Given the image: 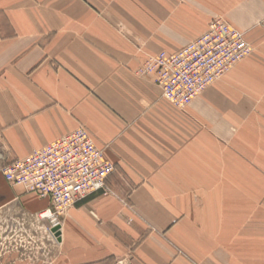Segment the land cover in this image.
<instances>
[{
  "label": "crops",
  "instance_id": "crops-1",
  "mask_svg": "<svg viewBox=\"0 0 264 264\" xmlns=\"http://www.w3.org/2000/svg\"><path fill=\"white\" fill-rule=\"evenodd\" d=\"M214 18L255 54L176 110L136 71L144 53L178 51ZM79 126L114 165L110 183L133 189L129 207L95 193L65 213V264H264L263 219L205 218L190 195L201 172L223 173L221 147H238L264 178V0H0L4 163ZM2 180L35 210H52Z\"/></svg>",
  "mask_w": 264,
  "mask_h": 264
},
{
  "label": "built area",
  "instance_id": "built-area-1",
  "mask_svg": "<svg viewBox=\"0 0 264 264\" xmlns=\"http://www.w3.org/2000/svg\"><path fill=\"white\" fill-rule=\"evenodd\" d=\"M250 51L241 31L214 18L204 34L178 51L147 56L136 74L153 76L163 100L184 110ZM114 172V165L82 126L1 168L9 185L51 202L49 217L64 216L75 203L92 194H112L109 178Z\"/></svg>",
  "mask_w": 264,
  "mask_h": 264
},
{
  "label": "rangeland",
  "instance_id": "rangeland-1",
  "mask_svg": "<svg viewBox=\"0 0 264 264\" xmlns=\"http://www.w3.org/2000/svg\"><path fill=\"white\" fill-rule=\"evenodd\" d=\"M119 31L123 33L120 29ZM248 44L251 51L244 59L255 54L252 44L250 42ZM137 51L142 53L141 49ZM155 54L144 53L145 58ZM220 150L221 160L218 167L223 171L222 174L219 173L220 177L217 174L215 178H209L207 172H201V177L195 180L198 190L192 191L190 195L191 197L194 195L195 203L199 204L197 208L205 218L212 214L221 221L226 218L228 220L248 218L247 222H252L255 218L264 220V178L256 177L253 169L256 163L241 160L237 156L238 147L233 148L230 153H225V147H221ZM224 156L231 161L233 170H227ZM3 158L4 151L0 141V264H65L68 253L58 245L51 233L53 226L62 223L63 216L49 217L47 210H35L33 203L31 207V203L19 197L17 190L7 187L1 175V168L5 164ZM116 181L118 184L115 185L122 184L125 190L114 187L109 180L112 194H99L118 199L129 207L131 205L129 195L133 185L124 178H118ZM26 193L22 190V194Z\"/></svg>",
  "mask_w": 264,
  "mask_h": 264
},
{
  "label": "water",
  "instance_id": "water-1",
  "mask_svg": "<svg viewBox=\"0 0 264 264\" xmlns=\"http://www.w3.org/2000/svg\"><path fill=\"white\" fill-rule=\"evenodd\" d=\"M51 233L53 234L57 242L61 241V226L59 224L51 228Z\"/></svg>",
  "mask_w": 264,
  "mask_h": 264
},
{
  "label": "bare ground",
  "instance_id": "bare-ground-1",
  "mask_svg": "<svg viewBox=\"0 0 264 264\" xmlns=\"http://www.w3.org/2000/svg\"><path fill=\"white\" fill-rule=\"evenodd\" d=\"M47 213V215L49 214V212H46Z\"/></svg>",
  "mask_w": 264,
  "mask_h": 264
}]
</instances>
